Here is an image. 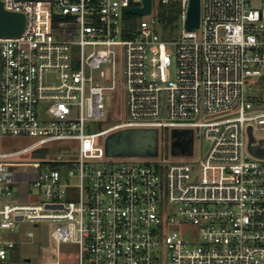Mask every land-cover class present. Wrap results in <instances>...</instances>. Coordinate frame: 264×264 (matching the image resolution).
<instances>
[{
  "label": "built area",
  "instance_id": "built-area-1",
  "mask_svg": "<svg viewBox=\"0 0 264 264\" xmlns=\"http://www.w3.org/2000/svg\"><path fill=\"white\" fill-rule=\"evenodd\" d=\"M0 1L25 16L0 37V264H63L23 250L51 239L77 245V264H264V158L249 150L250 129L264 140V0H201L193 30L190 0H152L143 16L126 10L144 0ZM176 4L178 41L162 21ZM118 89L127 120L93 131ZM131 129L186 134L191 153L108 156ZM195 130L209 144L198 160ZM13 138L32 143L5 151Z\"/></svg>",
  "mask_w": 264,
  "mask_h": 264
},
{
  "label": "rangeland",
  "instance_id": "rangeland-1",
  "mask_svg": "<svg viewBox=\"0 0 264 264\" xmlns=\"http://www.w3.org/2000/svg\"><path fill=\"white\" fill-rule=\"evenodd\" d=\"M134 19H138L137 17H134ZM181 26L176 24V27L172 29V32L170 33V37L174 41H178L181 37ZM172 49H175L174 46H172ZM105 105H106V113L107 118L105 122L100 123L98 125H94L93 131H98L102 128H108L110 126H113L115 124L122 123L124 120H127V113H126V94L121 89H118L114 91L113 93L105 96ZM257 136L262 135V133L257 132ZM159 148H158V154L157 155H149V156H138L137 158L127 157V160L129 162H152L154 160H164V161H174V160H185L188 158L179 157L175 154L173 150L172 145V133L169 130H160L159 132ZM132 138V135L130 136ZM32 143V140L30 139H8L5 142L4 150L7 152H14L21 150L27 146H29ZM209 144L202 139L200 131L195 130L194 133V154L193 159L198 160L201 156V152L204 151V153L208 150ZM99 155H102L103 148H100L98 151ZM134 157V156H132ZM124 158V157H123ZM42 159V155H28L26 156V161H40ZM118 161V159H117ZM28 167H21L19 168L20 171L25 172L27 171ZM170 212H176V206H173L170 209ZM179 224H181V220H177ZM51 232L55 230L56 226L55 224H51ZM188 233L184 236L186 239H195L198 235V229L195 226L189 225ZM25 228L27 230L32 229L33 226L30 224H26ZM25 253L31 254L38 260L41 261H54L57 259V251L60 252V258L63 261V264H77L78 256H79V248L77 245L73 244H61L58 247V244L51 239V244L49 247L43 248L40 246L38 242L34 243L33 245H28L23 248ZM162 264H172L171 263V256L168 255Z\"/></svg>",
  "mask_w": 264,
  "mask_h": 264
},
{
  "label": "water",
  "instance_id": "water-1",
  "mask_svg": "<svg viewBox=\"0 0 264 264\" xmlns=\"http://www.w3.org/2000/svg\"><path fill=\"white\" fill-rule=\"evenodd\" d=\"M152 11V0H144L143 8H129L126 13L143 16L150 14ZM201 17V0H190V6L186 21L188 30L198 29L200 26ZM25 27V16L22 13L10 12L4 8L0 1V37H18L21 35ZM250 132V152L259 158H264V140L259 144L253 145L255 139ZM132 135V138L130 136ZM159 132L157 130H139L131 129L117 132L110 136L106 143L107 155L110 157H138L151 156L158 154L159 148ZM193 140L190 139L184 148H181V153H191ZM173 150L176 155L179 151L176 144L173 145ZM42 244H49L48 226L43 228Z\"/></svg>",
  "mask_w": 264,
  "mask_h": 264
},
{
  "label": "trees",
  "instance_id": "trees-1",
  "mask_svg": "<svg viewBox=\"0 0 264 264\" xmlns=\"http://www.w3.org/2000/svg\"><path fill=\"white\" fill-rule=\"evenodd\" d=\"M162 13L164 15L162 21L165 24L167 35V32H172V29L176 27V24L178 23L179 6L176 4L173 6L163 7Z\"/></svg>",
  "mask_w": 264,
  "mask_h": 264
},
{
  "label": "flooded vegetation",
  "instance_id": "flooded-vegetation-1",
  "mask_svg": "<svg viewBox=\"0 0 264 264\" xmlns=\"http://www.w3.org/2000/svg\"><path fill=\"white\" fill-rule=\"evenodd\" d=\"M182 137H186L187 138L188 135H186V134H175L174 139L172 140V145L176 144V148L180 152H181V148H184V146L188 142L187 139L182 140ZM159 140H158V143H159Z\"/></svg>",
  "mask_w": 264,
  "mask_h": 264
}]
</instances>
